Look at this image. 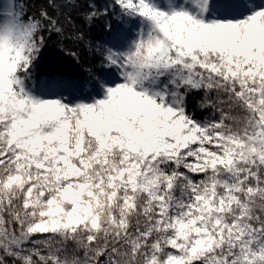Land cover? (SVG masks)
Returning a JSON list of instances; mask_svg holds the SVG:
<instances>
[{
    "label": "snow or ice",
    "instance_id": "1",
    "mask_svg": "<svg viewBox=\"0 0 264 264\" xmlns=\"http://www.w3.org/2000/svg\"><path fill=\"white\" fill-rule=\"evenodd\" d=\"M0 264H264V0H0Z\"/></svg>",
    "mask_w": 264,
    "mask_h": 264
}]
</instances>
